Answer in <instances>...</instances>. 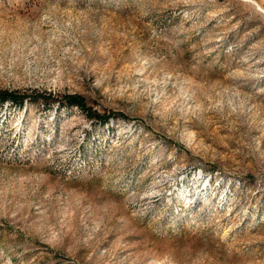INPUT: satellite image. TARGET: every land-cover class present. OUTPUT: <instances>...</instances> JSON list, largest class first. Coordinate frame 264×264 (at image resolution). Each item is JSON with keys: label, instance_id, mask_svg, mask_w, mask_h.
<instances>
[{"label": "rangeland", "instance_id": "rangeland-1", "mask_svg": "<svg viewBox=\"0 0 264 264\" xmlns=\"http://www.w3.org/2000/svg\"><path fill=\"white\" fill-rule=\"evenodd\" d=\"M0 93V264H264V0H0Z\"/></svg>", "mask_w": 264, "mask_h": 264}, {"label": "trees", "instance_id": "trees-1", "mask_svg": "<svg viewBox=\"0 0 264 264\" xmlns=\"http://www.w3.org/2000/svg\"><path fill=\"white\" fill-rule=\"evenodd\" d=\"M66 103L74 108H79L81 110H89L85 104V101L82 97L80 96H68L65 99ZM0 102L2 104L10 102L13 105L22 107L24 105V98L19 97L13 93H0ZM89 115L91 118H96L99 119L101 123H107L109 122V117L106 116H99L96 113H91L88 111Z\"/></svg>", "mask_w": 264, "mask_h": 264}]
</instances>
